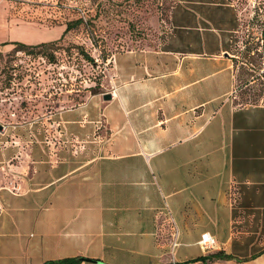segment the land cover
<instances>
[{"label": "crops", "instance_id": "crops-1", "mask_svg": "<svg viewBox=\"0 0 264 264\" xmlns=\"http://www.w3.org/2000/svg\"><path fill=\"white\" fill-rule=\"evenodd\" d=\"M240 18L231 0H174L159 47L119 56L110 98L58 111L99 153L34 159L21 191L0 187V226L14 228L10 264H264V97L232 95ZM215 72L226 88H189ZM163 75L169 84L145 80ZM203 235L216 246L204 249Z\"/></svg>", "mask_w": 264, "mask_h": 264}, {"label": "rangeland", "instance_id": "rangeland-1", "mask_svg": "<svg viewBox=\"0 0 264 264\" xmlns=\"http://www.w3.org/2000/svg\"><path fill=\"white\" fill-rule=\"evenodd\" d=\"M231 1L241 17L233 46L238 78L232 95H238L237 102L258 101L264 97V0ZM173 2L0 0V41L14 35L24 40H11L50 41L33 52L20 49L14 42L0 44V187L8 185L21 191L34 159L65 157L77 161L99 153L95 137H77L73 130L57 122L58 111L93 94L102 96L113 90L121 82L117 70L121 54L159 47ZM75 19L80 21L64 31L66 24ZM221 75H206L197 85L189 83V88L202 86L204 94L211 96L226 88L218 78ZM195 76L190 75L188 80ZM145 80L156 85L170 83L164 75ZM135 83L125 89L141 90L142 85ZM110 132L105 133V138ZM163 151L167 155L168 147ZM7 194L8 198L12 196ZM3 198L0 215L6 203ZM25 229L21 230L23 239L29 237V229L35 232L32 227ZM12 230V226H0V264H10Z\"/></svg>", "mask_w": 264, "mask_h": 264}, {"label": "trees", "instance_id": "trees-1", "mask_svg": "<svg viewBox=\"0 0 264 264\" xmlns=\"http://www.w3.org/2000/svg\"><path fill=\"white\" fill-rule=\"evenodd\" d=\"M80 21V19H75L73 22H68L64 28V31L68 30L71 27L72 23H78ZM263 33V46H264V31H262ZM9 42H14L15 44H17L20 49H30V52H33V49L35 48H39V50H41V48H43V46L47 45L50 41H41V42H37V43H27L24 41H20V40H5L0 42V44H7ZM79 257L76 256H72V257H63V258H58V259H48L46 261H44L42 264H53V263H64V264H74L78 261Z\"/></svg>", "mask_w": 264, "mask_h": 264}, {"label": "built area", "instance_id": "built-area-1", "mask_svg": "<svg viewBox=\"0 0 264 264\" xmlns=\"http://www.w3.org/2000/svg\"><path fill=\"white\" fill-rule=\"evenodd\" d=\"M199 243L204 249H210L216 246V240L212 235H203L200 238ZM168 264H210V262L207 259H192L186 261H177L172 259ZM216 264H225V262L217 261Z\"/></svg>", "mask_w": 264, "mask_h": 264}, {"label": "water", "instance_id": "water-1", "mask_svg": "<svg viewBox=\"0 0 264 264\" xmlns=\"http://www.w3.org/2000/svg\"><path fill=\"white\" fill-rule=\"evenodd\" d=\"M103 97L104 98H110L111 97V92L107 91V92L103 93Z\"/></svg>", "mask_w": 264, "mask_h": 264}]
</instances>
